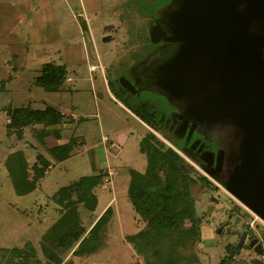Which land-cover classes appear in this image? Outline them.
I'll use <instances>...</instances> for the list:
<instances>
[{
    "label": "rangeland",
    "instance_id": "374dc122",
    "mask_svg": "<svg viewBox=\"0 0 264 264\" xmlns=\"http://www.w3.org/2000/svg\"><path fill=\"white\" fill-rule=\"evenodd\" d=\"M186 2L0 0V264H18L19 258L9 251L26 244H31L35 256L25 264H47L42 237L68 212L58 204L59 190L100 171L107 175L93 189L95 205L86 201L73 205V221L83 231L76 243L58 251L61 264H146L167 257L174 264H218L226 245L237 239L230 231L244 221L257 231L264 229L263 220L174 145L173 135L167 134L166 139L136 115V103L144 101L167 109L161 84L144 81L153 70L183 60L187 46L182 40H153L152 25L161 24L167 36H176ZM45 63L67 67V79L59 91L34 85ZM128 79L137 88L136 95L126 89ZM9 106L59 109L66 115L54 128L60 131V139L51 136L39 141L34 130L40 126L25 128L22 138L7 135ZM222 124L219 130L228 134V146L234 142L235 128L229 122ZM215 129H206L200 138L213 146ZM149 132L176 150L188 172L197 177L190 188L201 220L197 240H183L176 233L135 243L127 240L146 227L131 204L128 187L131 172L146 170L148 154L142 141ZM70 138L75 139L71 155L56 161L48 149ZM16 151L22 153L28 180L35 186L25 195L16 194L6 164ZM38 154L50 165L36 172L32 165ZM159 175L164 179L163 168ZM76 198L73 193L72 199ZM104 216L96 237L90 238L96 250L75 254L78 243L89 237L93 225Z\"/></svg>",
    "mask_w": 264,
    "mask_h": 264
},
{
    "label": "trees",
    "instance_id": "16d2710c",
    "mask_svg": "<svg viewBox=\"0 0 264 264\" xmlns=\"http://www.w3.org/2000/svg\"><path fill=\"white\" fill-rule=\"evenodd\" d=\"M84 27L85 23H84ZM68 69L64 64L45 63L39 70V75L34 79V85L45 91H59L64 86L67 79ZM2 84V81H0ZM136 115L154 130L160 132L166 139L164 128L157 126L158 111L154 103L142 102L136 109ZM8 122L6 124V134H14L17 138H22L25 128H36L35 137L39 141L47 137L60 139V131L54 129L65 120V114L59 109L46 106L43 109H35L30 106L22 108H6ZM218 121V120H217ZM163 122V118H162ZM174 145L198 164L203 170L210 172L215 178L214 172L205 168V165L191 151L182 147V140L171 138ZM169 140V139H168ZM148 145V146H147ZM75 146V139L70 138L63 144L50 147L48 151L56 161L68 158ZM142 148L148 154L147 166L144 173L131 172V179L128 187V196L131 204L140 216L146 221V227L137 233L127 237L130 243L136 240L148 241L152 238L172 235L176 233L183 240L198 239L200 235L201 220L195 210L196 199L191 195L190 188L197 183L194 177L186 169L185 160L176 150L167 146L154 133L149 132L142 141ZM7 168L12 178V184L17 195L30 193L35 186L28 180L26 172V162L19 151L14 152L6 161ZM42 164L41 167H39ZM50 165V161L42 154L37 155V162L32 165L33 170L39 172L45 170ZM164 169V179L159 175V171ZM107 172H98L88 176H82L72 184L59 190L58 204L62 205L68 212L63 213L59 221L53 224L42 237V251L47 258V264H61L58 251L73 245L82 235L83 228L77 225L74 203L86 201L87 205L93 207L96 197L93 189L102 183ZM207 181V178H201ZM76 193V200L72 199ZM58 197V196H57ZM66 201V202H65ZM107 211V210H106ZM105 216L100 218L91 228L88 238H83L77 245L75 254H89L95 251V246L90 242V238L97 235V230L105 222ZM188 226L185 227V224ZM12 255L19 258L18 264H25L35 256L34 248L31 244H26L23 248H11ZM167 257L161 262L146 261V264H174Z\"/></svg>",
    "mask_w": 264,
    "mask_h": 264
},
{
    "label": "water",
    "instance_id": "95a60500",
    "mask_svg": "<svg viewBox=\"0 0 264 264\" xmlns=\"http://www.w3.org/2000/svg\"><path fill=\"white\" fill-rule=\"evenodd\" d=\"M189 4L180 33L164 37L187 41L189 47L166 77L183 89L202 82L216 84L198 114L235 128L230 155L240 164L224 186L264 221V0H190ZM151 36L158 40L164 32L156 25ZM242 240L243 235L238 247ZM256 251L261 253L259 246Z\"/></svg>",
    "mask_w": 264,
    "mask_h": 264
},
{
    "label": "flooded vegetation",
    "instance_id": "af4514ba",
    "mask_svg": "<svg viewBox=\"0 0 264 264\" xmlns=\"http://www.w3.org/2000/svg\"><path fill=\"white\" fill-rule=\"evenodd\" d=\"M190 0H187L185 5V10L181 14H184L182 20L183 23L189 16V6ZM180 9V8H179ZM159 22V21H157ZM179 22V24H180ZM160 23V22H159ZM161 25V24H160ZM159 25V26H160ZM156 26V25H152ZM161 30L164 32V38L167 36L166 31L162 26ZM181 28V24H180ZM180 33V32H179ZM178 33V34H179ZM177 34V35H178ZM183 43V41H182ZM184 49L188 50V42L184 41ZM185 54V53H184ZM264 54V47H263ZM182 61V60H181ZM175 62L174 65L168 64L164 66L161 70L156 69L151 73L146 75L144 82L150 81L153 85L161 84L163 89L164 97L167 98L168 106L167 109H162L158 104L154 103L156 108V113L158 111L157 119H161L157 122V126L164 128L166 134H171L174 139L182 140V147L187 151H191L196 157L199 158L205 165V168L214 172L215 180L223 185L230 183L231 172L240 164V161L234 159L230 155V150L233 144H228L227 137L228 134L220 133V127L224 126L222 121L208 120L203 116L199 115V109L202 107L203 103L210 97V94L214 91L216 84L202 82L191 87L181 88L175 86L172 79L166 77V72L172 67L181 63ZM160 68V67H159ZM129 84L126 83V89L132 95H136L137 88H133V81L128 79ZM132 82V83H131ZM141 103H136V109L139 108ZM165 105V104H164ZM163 118V122H162ZM146 126L153 129L145 123ZM213 128L216 132V139L210 145L205 143L201 139L200 135L206 134L205 130L208 129L212 131ZM189 136V139L187 137ZM223 151V158L221 166L217 165L218 153ZM264 222V221H263ZM236 236V241L231 245L227 244V249L219 259L218 264H264V229L257 231L253 225L246 224L245 221L240 225L238 229L230 231V234ZM243 235V240L241 246H237L241 236ZM254 242L251 246L250 243ZM259 246L261 253H257L256 248Z\"/></svg>",
    "mask_w": 264,
    "mask_h": 264
},
{
    "label": "bare ground",
    "instance_id": "6f19581e",
    "mask_svg": "<svg viewBox=\"0 0 264 264\" xmlns=\"http://www.w3.org/2000/svg\"><path fill=\"white\" fill-rule=\"evenodd\" d=\"M258 217V216H257ZM259 218V217H258Z\"/></svg>",
    "mask_w": 264,
    "mask_h": 264
}]
</instances>
